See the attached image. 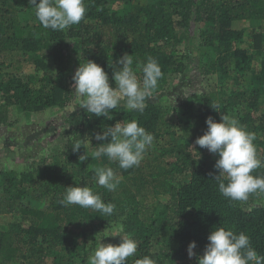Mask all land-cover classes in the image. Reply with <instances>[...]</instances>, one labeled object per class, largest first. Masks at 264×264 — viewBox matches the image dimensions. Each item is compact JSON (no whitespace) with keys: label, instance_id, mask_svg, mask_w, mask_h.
<instances>
[{"label":"trees","instance_id":"1","mask_svg":"<svg viewBox=\"0 0 264 264\" xmlns=\"http://www.w3.org/2000/svg\"><path fill=\"white\" fill-rule=\"evenodd\" d=\"M135 1L84 0V19L53 31L40 25L29 0H0V128L10 124V105L26 113L71 109L56 132L60 148L29 158L21 170L0 171V264H88L100 242H121L109 235L117 228L138 245L127 264L144 257L154 264H198L208 235L219 227L244 232L264 256V193L247 201L224 197L213 178L217 159L195 144L207 131L206 118L220 121L224 113L255 133L264 160V0ZM241 20L250 25L238 27ZM124 53L132 54L138 78L137 65L148 57L163 72L145 110L129 111L122 101L110 110L112 119L87 113L74 93L76 69L92 60L115 87V61ZM29 64L33 72H26ZM190 73L201 80L200 90L177 106L160 100L178 80L193 81ZM131 120L154 137L140 165L124 170L106 156L92 159L108 142L94 134ZM77 141L84 147L73 151ZM85 151L89 157L80 161ZM100 167H112L126 182L121 192L97 184ZM252 175L264 177V167ZM75 185L115 204L114 213L103 217L61 204Z\"/></svg>","mask_w":264,"mask_h":264},{"label":"clouds","instance_id":"2","mask_svg":"<svg viewBox=\"0 0 264 264\" xmlns=\"http://www.w3.org/2000/svg\"><path fill=\"white\" fill-rule=\"evenodd\" d=\"M29 4L34 7L40 25L53 31H64L72 25H78L87 11L84 0H29ZM115 64L118 65L112 76L115 87L110 83L104 68L92 60L80 63L76 69L72 77L74 93L80 98L78 106L87 113L112 119L110 110L117 109L122 101L129 111L142 113L146 101L153 97L163 77L158 61L152 57H148L146 63L137 65L142 78H138L133 68L132 54L124 53ZM212 107L219 111L217 105ZM206 124L207 131L196 138L195 144L218 154L214 165L218 174L213 178L218 182L219 192L232 201H247L250 194L264 193V177L252 175L254 170L264 167V160L258 156L254 144L255 133L247 131L236 118L224 113L220 121L207 117ZM94 136L97 141L108 142L96 147L90 155L92 159L106 156L124 170L138 167L154 142L153 135L136 120L126 123L117 121ZM81 146L79 141L73 143V151H78ZM88 157L85 151L79 159L85 161ZM95 179L99 186L109 191H114L119 183L112 167L96 168ZM60 203L91 209L103 217L112 215L116 209L115 204L105 203L90 187L80 185L67 187ZM122 233L123 228H117L109 234L119 236V244L100 242L89 256V264H127L128 258L137 252L138 245L133 238ZM195 248L196 242H190L187 248L190 258L195 255ZM136 264L154 262L144 257L137 260ZM198 264H264V256L252 247L249 236L244 232L237 234L231 229L219 227L208 235V243L203 255L198 257Z\"/></svg>","mask_w":264,"mask_h":264},{"label":"rangeland","instance_id":"3","mask_svg":"<svg viewBox=\"0 0 264 264\" xmlns=\"http://www.w3.org/2000/svg\"><path fill=\"white\" fill-rule=\"evenodd\" d=\"M145 1L152 0H143L142 2ZM236 24L238 27H248L250 22L249 20H241ZM249 44V42L248 44L244 43V46ZM25 70L26 72H33L34 67L29 64ZM190 76L193 81L189 79L178 80L177 84L167 91L163 98L160 96V100L177 106L185 100L186 96L200 90L203 87L201 80L193 77V73H190ZM0 108L2 109V107ZM5 108L8 111L10 124L0 128V171L21 170L26 166L29 158L36 160L42 152L60 148V141L55 136L62 127V122L68 116L70 108H54L39 113H26L13 105ZM151 149L154 151L155 148ZM212 155L215 159L219 158L218 154L212 153ZM125 184L126 182L119 178V183L114 191L121 192ZM151 198L149 200H152ZM155 199V202L160 201Z\"/></svg>","mask_w":264,"mask_h":264}]
</instances>
